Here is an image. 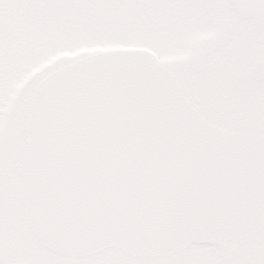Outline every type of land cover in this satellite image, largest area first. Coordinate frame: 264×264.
Returning <instances> with one entry per match:
<instances>
[{
	"label": "water",
	"instance_id": "water-1",
	"mask_svg": "<svg viewBox=\"0 0 264 264\" xmlns=\"http://www.w3.org/2000/svg\"><path fill=\"white\" fill-rule=\"evenodd\" d=\"M24 158L27 222L70 234L58 251L165 256L242 239L264 215V138L206 123L143 48L44 78L27 109Z\"/></svg>",
	"mask_w": 264,
	"mask_h": 264
},
{
	"label": "rangeland",
	"instance_id": "rangeland-1",
	"mask_svg": "<svg viewBox=\"0 0 264 264\" xmlns=\"http://www.w3.org/2000/svg\"><path fill=\"white\" fill-rule=\"evenodd\" d=\"M235 4H239L237 0H217L213 6H168L169 12L162 13L168 18L162 31H149L150 36L137 44L152 50L161 65L173 72L191 103L202 101V114L208 122L229 132L264 136V8L237 12ZM78 34L73 35L78 37L74 43L58 44L30 57L6 82V99H0V127L14 97L2 130L5 187L12 190L11 197L18 203H22L25 111L33 90L52 72L118 45ZM46 69L52 70L34 81ZM197 251L220 257L214 247L194 245L184 250V261L192 260ZM216 262L224 264L223 258Z\"/></svg>",
	"mask_w": 264,
	"mask_h": 264
},
{
	"label": "snow or ice",
	"instance_id": "snow-or-ice-1",
	"mask_svg": "<svg viewBox=\"0 0 264 264\" xmlns=\"http://www.w3.org/2000/svg\"><path fill=\"white\" fill-rule=\"evenodd\" d=\"M177 3L213 6L217 0H0V47L8 34L11 10L26 12L103 13L113 10H133L160 7ZM249 6H259V0H243ZM52 69L37 74L38 81ZM105 74V70H101ZM7 85L0 74V99H6ZM5 133L0 131V264H100L97 259L105 254L102 247L77 246L58 251L69 238L62 231L53 233L40 225H30L19 215L15 233H11L7 221L4 166ZM228 264H264V222L257 224L229 250Z\"/></svg>",
	"mask_w": 264,
	"mask_h": 264
},
{
	"label": "trees",
	"instance_id": "trees-1",
	"mask_svg": "<svg viewBox=\"0 0 264 264\" xmlns=\"http://www.w3.org/2000/svg\"><path fill=\"white\" fill-rule=\"evenodd\" d=\"M168 6L70 14L11 10L8 34L3 46L0 47V74L8 82L20 65L30 57L58 44L74 43L78 37L73 35L78 33L79 37H91V39L94 37L98 40L111 41L109 43H118L110 47L111 49L144 47L137 43L150 36L149 31L156 34L162 31L168 21L162 13L169 12L166 10ZM171 7L175 9L177 4ZM49 44L53 45L49 46ZM6 179L7 171H5Z\"/></svg>",
	"mask_w": 264,
	"mask_h": 264
},
{
	"label": "flooded vegetation",
	"instance_id": "flooded-vegetation-1",
	"mask_svg": "<svg viewBox=\"0 0 264 264\" xmlns=\"http://www.w3.org/2000/svg\"><path fill=\"white\" fill-rule=\"evenodd\" d=\"M237 3L239 4H235V7H233L237 12L241 11V9L243 10L248 9L254 11L256 8L259 7L264 8V0H259V6L246 5L243 3V0H237ZM258 12L260 13V11ZM243 74L244 73H242L241 75ZM192 105L203 116L202 113L205 111L203 109V106L205 105L202 103V101L200 100L198 102H194L192 103ZM214 124L218 125L216 123ZM225 128L226 127H222V129ZM8 188L9 187H5V195L7 201V221H8L9 231L11 233H15L17 228L18 217L19 215L22 214L25 219V213L22 203H18L17 198L11 197L12 190ZM262 222H264V217ZM235 242L236 241H232V242L220 243L215 246H211L216 248L217 250L216 252L220 254V257L218 258L217 257L215 258L214 253H203L205 251H202V253H198L199 251H197L196 254L194 252L193 256L195 257L192 260L191 259H189V261L187 260V263L184 261V255H183L184 250L178 253H173L165 256L134 257L123 252L122 250L116 248H108L106 249L105 254L103 256L98 257L97 259L100 261V264H222L216 261H218V259L223 258L224 264H228V261L230 259L229 250ZM192 246L194 245H191L189 247ZM195 246L203 247L205 245H195Z\"/></svg>",
	"mask_w": 264,
	"mask_h": 264
}]
</instances>
